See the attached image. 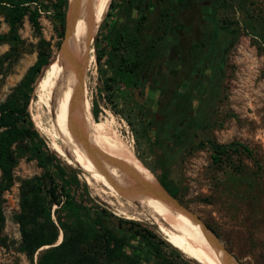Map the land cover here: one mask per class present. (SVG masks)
I'll use <instances>...</instances> for the list:
<instances>
[{"label": "rangeland", "instance_id": "374dc122", "mask_svg": "<svg viewBox=\"0 0 264 264\" xmlns=\"http://www.w3.org/2000/svg\"><path fill=\"white\" fill-rule=\"evenodd\" d=\"M148 9L143 35L145 41L154 39V47L144 53L142 68L149 63L150 52H166V34H161L167 27L170 30L174 27L173 20H159L161 16L153 2ZM195 11L197 23L191 31L196 29L200 35L192 39L195 44L190 62L194 64L201 59L203 52L209 50L212 53L203 57L196 91H186L185 110L166 113V117L158 115L154 119L153 108L156 106L152 102V92L148 96L140 95L134 83L130 88L119 85L108 101L96 61L88 76L91 102L98 105V115L94 116L98 121L110 120L122 142L132 147L154 173L167 174L177 186L174 198L213 231L238 264H264V0H217V3L214 0L208 14L204 15L198 7ZM115 15L112 11L108 21L111 22ZM7 30L0 16V33ZM59 30L51 14L41 13L38 32L27 15L24 17L18 30L23 50L11 65L5 62L1 66L4 73L0 74V102L36 60L40 41L48 45L50 62L60 48L57 49V43H63L64 36L59 37ZM94 43L95 39L93 48ZM7 49L6 43L0 44V55ZM48 64L36 77L27 105L39 136L62 164L76 174L81 187L86 185L93 204L118 219L135 221L139 224L138 229L146 228L162 236L145 216L127 218L123 215V207L115 198L102 193L98 185L87 184L83 178L86 173L67 163L68 156H62L52 148L55 139L49 133L43 97L37 88ZM140 81L138 71L134 82ZM185 103L181 102L180 106ZM210 142L240 143L247 146L251 154L239 148L230 158L215 163L211 158ZM41 172L35 160L21 158L13 169V183L1 193L5 221L0 233L4 238L0 245V264H29L25 254L18 250L21 237L14 215L19 211L22 180ZM128 228L129 225L122 222L118 229L127 236L124 251L142 264H201L178 249L163 245L156 254L146 240ZM114 264L126 263L116 261Z\"/></svg>", "mask_w": 264, "mask_h": 264}, {"label": "trees", "instance_id": "16d2710c", "mask_svg": "<svg viewBox=\"0 0 264 264\" xmlns=\"http://www.w3.org/2000/svg\"><path fill=\"white\" fill-rule=\"evenodd\" d=\"M149 1L111 0L99 26L94 43L95 57L108 101L119 85L126 88L133 85L138 71L139 75L143 71L146 56L142 52L154 47V39L145 41L143 35ZM67 5L68 0H0V16L8 27L6 32L0 33V44L8 45L0 55V74L4 73L1 70L3 63L11 65L23 50L18 30L24 17L27 15L31 26L38 32L41 13L51 14L60 28L59 37L63 38ZM165 10L157 9V13L162 16ZM112 11L116 15L109 22ZM120 18L123 19L121 22ZM44 44L40 41L36 60L0 102V233L5 221L1 193L13 183V169L25 157L35 160L42 170L40 175L22 180L19 211L14 215L21 237L18 250L25 254L29 264H114L116 261L142 264L124 251L127 236L118 230L122 222L129 225V231L146 240L154 253L159 254L160 245L176 250L158 232L138 229L139 224L135 221L118 219L93 204L86 185L81 187L76 174L62 164L39 136L27 105L36 77L49 63L50 50ZM59 45L57 43V49ZM93 113L97 117V104H93ZM210 148L215 163L230 158L239 148L251 154V150L240 143L210 142ZM150 170L163 188L175 197L177 186L167 174L158 175L152 168ZM60 233L61 240L57 242ZM3 243L4 238L0 235V245Z\"/></svg>", "mask_w": 264, "mask_h": 264}, {"label": "bare ground", "instance_id": "6f19581e", "mask_svg": "<svg viewBox=\"0 0 264 264\" xmlns=\"http://www.w3.org/2000/svg\"><path fill=\"white\" fill-rule=\"evenodd\" d=\"M110 1L68 0L63 43L37 83L55 139L52 148L86 173L87 184L98 185L115 198L123 215L145 216L188 257L201 264H238L215 234L167 195L132 147L122 142L112 122L94 116L88 76L96 62L93 42Z\"/></svg>", "mask_w": 264, "mask_h": 264}, {"label": "flooded vegetation", "instance_id": "af4514ba", "mask_svg": "<svg viewBox=\"0 0 264 264\" xmlns=\"http://www.w3.org/2000/svg\"><path fill=\"white\" fill-rule=\"evenodd\" d=\"M151 2L157 9H166L159 20L164 22L173 20L174 27L171 30L167 27L161 34H166L164 38L166 52H150L152 57L140 74L141 81L137 84L134 82L133 86L140 90V95L148 96L152 92V102L156 106L153 108V117L157 119L158 115L166 117V113L169 115L184 111L188 102L184 98L186 91L192 93L198 87L197 77L202 70L203 57L211 56L212 52L209 50L203 52L201 59L194 64L190 62L195 44L192 39L199 34L196 29L192 31L191 29L197 23L195 8H201L204 15L208 14L207 10L212 8L214 0H172L170 2L150 0L148 8ZM172 8L174 10L170 11ZM193 79H195L194 82H192ZM181 102L186 103L181 107Z\"/></svg>", "mask_w": 264, "mask_h": 264}, {"label": "water", "instance_id": "95a60500", "mask_svg": "<svg viewBox=\"0 0 264 264\" xmlns=\"http://www.w3.org/2000/svg\"><path fill=\"white\" fill-rule=\"evenodd\" d=\"M68 6V5H67ZM64 34H65V30H64ZM63 40V39H62ZM61 45H59V47H60ZM53 59V58H52ZM52 59L50 60V62L52 61ZM49 62V63H50ZM161 185V184H160ZM162 186V185H161ZM165 191H166V189H164ZM166 193H167V195L171 198V199H174V200H176L172 195H170V193L168 192V191H166ZM176 202L177 203H179L177 200H176ZM180 204V203H179ZM181 205V204H180ZM184 207V206H183ZM186 208V207H185ZM193 214V213H192ZM194 215V214H193ZM194 217L201 223V225L204 227V228H208V227H206V225L198 218V217H196L195 215H194ZM208 230H210V229H208ZM210 232H212L213 233V231H211L210 230ZM213 235H214V233H213ZM214 237H215V235H214ZM216 241H218V243H219V240L218 239H216ZM220 245H222L221 243H220ZM222 247H224L223 245H222ZM224 250H225V252H226V254H227V256L229 257V258H233L230 254H229V252L226 250V248L224 247Z\"/></svg>", "mask_w": 264, "mask_h": 264}]
</instances>
